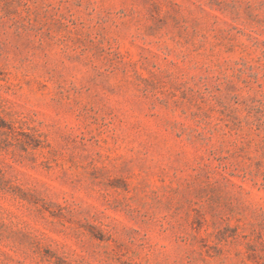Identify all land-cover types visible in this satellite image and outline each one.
<instances>
[{
	"label": "rangeland",
	"instance_id": "obj_1",
	"mask_svg": "<svg viewBox=\"0 0 264 264\" xmlns=\"http://www.w3.org/2000/svg\"><path fill=\"white\" fill-rule=\"evenodd\" d=\"M0 264H264V0H0Z\"/></svg>",
	"mask_w": 264,
	"mask_h": 264
}]
</instances>
